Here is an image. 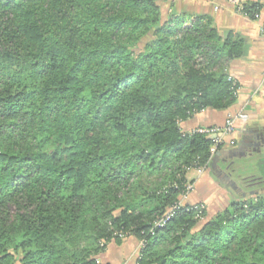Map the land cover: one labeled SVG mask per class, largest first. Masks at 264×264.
<instances>
[{
    "label": "trees",
    "instance_id": "1",
    "mask_svg": "<svg viewBox=\"0 0 264 264\" xmlns=\"http://www.w3.org/2000/svg\"><path fill=\"white\" fill-rule=\"evenodd\" d=\"M177 1L0 0V264H100L121 237L137 264H264V193L154 226L211 169L179 123L234 104L242 52Z\"/></svg>",
    "mask_w": 264,
    "mask_h": 264
},
{
    "label": "crops",
    "instance_id": "2",
    "mask_svg": "<svg viewBox=\"0 0 264 264\" xmlns=\"http://www.w3.org/2000/svg\"><path fill=\"white\" fill-rule=\"evenodd\" d=\"M247 1L256 4L252 12L259 15L257 20L253 16L243 14L227 0H194V16L210 18L212 26L218 33L223 36L231 34L240 42L242 52L239 57L227 63V75L237 86L234 104L223 111L204 110L192 119L182 122L179 127L185 134L198 127L222 128L228 117L237 114L246 115V120L236 122L233 134L223 138L222 150H230L233 156L227 157L219 166L225 174H230L231 180L236 183L240 191L244 189V192L240 193L262 194L264 193V35L260 33V28L264 26V0ZM230 142L234 144L230 145ZM228 162L231 166L230 173H226L224 169V164ZM213 174L205 171L201 175L188 176V180L194 181V189L186 204L193 205L200 202L207 204L212 199L227 206L232 198L236 197L237 200L241 198L235 196L236 192L230 185L220 182L217 175ZM253 189L255 191H252ZM139 252L138 241L129 237L118 244L114 241L109 242L98 260L100 264H137Z\"/></svg>",
    "mask_w": 264,
    "mask_h": 264
},
{
    "label": "rangeland",
    "instance_id": "3",
    "mask_svg": "<svg viewBox=\"0 0 264 264\" xmlns=\"http://www.w3.org/2000/svg\"><path fill=\"white\" fill-rule=\"evenodd\" d=\"M172 5H173V10L176 12V14L178 15L179 13L183 12V11H193L194 13V0H178L177 2H172ZM171 8V7H170ZM226 122V121H225ZM181 123H179V126H180ZM225 125V124H224ZM181 130V129H180ZM182 132V131H181ZM187 134V133H186ZM189 134V133H188ZM223 149V148H222ZM211 152H212V148H211ZM215 153H217V150H215V152L213 153V156L215 155ZM211 170V169H210ZM205 170L203 168H190L188 169L187 171H185V180H186V183L184 185V191L183 193L179 196L178 198V204L176 206H179V208H183V207H188L187 209H189V207L193 210H196L198 212H201L203 210H205L207 212V215H206V218H202L201 215H198L200 216V218H198L200 221H203V222H206L210 219H212L216 214L218 213H221L222 211L228 209L231 204L233 202H240L241 199L239 198L238 200L234 198H232V202H228V205H224L223 203L219 204L217 200H214L212 201H209L206 205L204 203H195L193 205H190V204H186V200L188 199L189 195L193 192V180H188V176H193V175H201L202 173H204L205 171L206 172H210V173H213L212 170ZM214 175V174H213ZM244 190V189H243ZM243 190H241L240 192H244ZM252 191H255V189H253ZM239 192V193H240ZM255 192H252V193H248V194H245V198L247 199L246 196H250V195H254ZM236 194L238 197L242 195V193L240 194H237V193H234ZM235 195V196H236ZM249 198V197H248ZM244 199V198H243ZM204 219V220H203ZM129 238V237H128ZM126 238L124 237H121V240H124ZM140 244H141V241H138V247H139V250L141 249L140 248ZM103 254V253H102ZM101 254V255H102ZM100 255V256H101ZM99 256V257H100ZM99 259V258H98ZM97 259V262L100 263V261ZM138 259H139V256H138ZM138 261V260H137Z\"/></svg>",
    "mask_w": 264,
    "mask_h": 264
},
{
    "label": "built area",
    "instance_id": "4",
    "mask_svg": "<svg viewBox=\"0 0 264 264\" xmlns=\"http://www.w3.org/2000/svg\"><path fill=\"white\" fill-rule=\"evenodd\" d=\"M230 4L234 5L235 7L242 9L241 5L245 3L247 0H227ZM253 18L257 20L259 18V15L255 13L253 15ZM260 33L264 35V26L260 28ZM247 116L244 114H237L234 116H230L226 119L225 125L222 128H216V127H198L191 131L189 134L191 135H202V136H212V135H219L214 141L212 146V153L215 152L216 148L218 146L224 145L223 138L225 136H230L235 131V124L239 120H246ZM233 142H230V145H233ZM179 206L173 207L171 210H169L158 222L155 223V227H162L164 224L173 216L174 211L177 210ZM121 237V236H119ZM144 245V242H141L140 248H142Z\"/></svg>",
    "mask_w": 264,
    "mask_h": 264
},
{
    "label": "water",
    "instance_id": "5",
    "mask_svg": "<svg viewBox=\"0 0 264 264\" xmlns=\"http://www.w3.org/2000/svg\"><path fill=\"white\" fill-rule=\"evenodd\" d=\"M219 135H212V136H209L207 137L209 140L211 141H214ZM233 154L231 153L230 150H221V151H218L217 153H215V155L213 156L212 160H211V163H210V167L211 169H216L218 171L217 174L222 175L223 178L222 179H219L220 182L222 183H226L228 185H230L231 189L233 191H235L236 193H239L240 192V189L237 187L236 183L234 181L231 180L230 178V174H225L224 171L221 169V167L219 166V164H223L226 160L227 157H232ZM221 157H223L221 159ZM242 198H245V194L242 193L241 195Z\"/></svg>",
    "mask_w": 264,
    "mask_h": 264
},
{
    "label": "flooded vegetation",
    "instance_id": "6",
    "mask_svg": "<svg viewBox=\"0 0 264 264\" xmlns=\"http://www.w3.org/2000/svg\"><path fill=\"white\" fill-rule=\"evenodd\" d=\"M224 169H225V171H227L226 173H230V172H231V166L229 165V162L226 163V164H224ZM212 172L214 173L215 176L217 175V177H218L219 179H222V178H223L222 175L219 176V174H217L218 171H217L216 169H215V170L212 169Z\"/></svg>",
    "mask_w": 264,
    "mask_h": 264
}]
</instances>
